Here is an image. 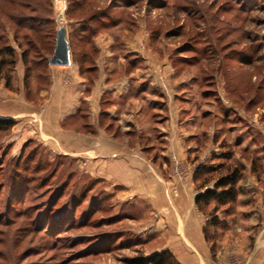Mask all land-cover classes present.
Here are the masks:
<instances>
[{
  "label": "rangeland",
  "instance_id": "rangeland-1",
  "mask_svg": "<svg viewBox=\"0 0 264 264\" xmlns=\"http://www.w3.org/2000/svg\"><path fill=\"white\" fill-rule=\"evenodd\" d=\"M248 1L87 0L69 16L71 0H53L57 29L74 35L73 66L59 68L37 57L38 65L25 64L2 10L11 7L0 0V35L16 53L10 82L0 78V118L16 123L0 134V264H128L163 251L181 264L166 248L169 237L156 231L158 209L142 193L134 196V173L147 169L149 180L168 181L173 171L184 185L193 179L196 200L214 188L199 189L202 170L221 163L244 174L236 204L216 212L217 228L209 225L214 209L203 213L195 204L213 263L249 264L256 256L251 264H264V0ZM105 12L112 26L94 36L93 54L76 27ZM76 101L78 110L60 117V107L69 111ZM175 106L178 114L171 113ZM15 111L21 115L11 117ZM101 132L128 148V170L109 165V155L91 161L52 143L53 136L84 140ZM181 137L182 145L171 144ZM174 184L171 198L180 195Z\"/></svg>",
  "mask_w": 264,
  "mask_h": 264
},
{
  "label": "trees",
  "instance_id": "trees-1",
  "mask_svg": "<svg viewBox=\"0 0 264 264\" xmlns=\"http://www.w3.org/2000/svg\"><path fill=\"white\" fill-rule=\"evenodd\" d=\"M9 3L10 9L5 10V16L10 23H13L16 28L15 39L19 40V46L22 49V59L27 65L36 66L38 62L43 65L48 66V59L53 55L56 36H57V25L54 16L53 0H5ZM256 1V0H255ZM251 0L248 1V4ZM88 7L87 0H71V6L69 7V16L75 15L77 12ZM1 10V9H0ZM112 8L110 6L106 11L111 12ZM200 14L199 10L195 12ZM89 16V15H88ZM83 18L79 20V24L76 27L79 32L76 33L78 37L84 36L81 39L83 46L89 47L93 54H96L95 47H93L94 36L103 30H107L112 25L109 22V14L105 13H94L90 17ZM1 21V19H0ZM2 27V23H0ZM80 28V29H79ZM75 30V31H76ZM79 33V34H78ZM91 35V36H90ZM67 38L70 44L71 58L73 59V40L74 35L67 32ZM80 38V37H79ZM5 38L0 35V78L7 79L8 82L11 80V73L16 65V53L13 47L4 44L3 40ZM79 41V44H81ZM209 43V42H208ZM81 44V45H82ZM73 56V57H72ZM35 57H37L35 59ZM92 54L85 52L83 55V61L86 64H92L89 67V72H95L94 60L92 59ZM253 58V57H252ZM247 62V61H246ZM30 69V68H29ZM82 73H88L87 68L81 69ZM15 121L11 118H0V134L10 131L15 126ZM230 156L226 158L229 160ZM9 163L6 164V167ZM63 166V165H61ZM53 168L51 162L45 165L43 168L45 171ZM72 168V167H71ZM42 168L37 167L34 172L41 173ZM203 171V172H202ZM201 172L205 174V179L203 183L200 184L199 189L204 190L208 185L213 183V189H206L205 192L200 194L196 200L195 204L197 208L203 212L207 213L211 208L214 209L213 221L209 223L213 228L220 226L218 218L215 216L219 208H230L233 207L238 198L239 185L243 179V169L236 164H225L221 163L218 167H209L203 169ZM56 172H54L51 177H55ZM202 178V177H200ZM3 189H1V192ZM0 192V193H1ZM26 193V191H25ZM63 195V193H60ZM20 194L14 192L12 198L9 200L17 198ZM48 226V223H47ZM208 237V236H207ZM128 264H179L174 260V256L169 251H163L162 253H157L151 257L145 258L144 256L137 257L128 261Z\"/></svg>",
  "mask_w": 264,
  "mask_h": 264
},
{
  "label": "crops",
  "instance_id": "crops-1",
  "mask_svg": "<svg viewBox=\"0 0 264 264\" xmlns=\"http://www.w3.org/2000/svg\"><path fill=\"white\" fill-rule=\"evenodd\" d=\"M71 66H73L72 58L70 67ZM59 70L57 72L58 74L62 72ZM55 86H57V84H54V90L56 89ZM59 89L60 87H57L56 91H59ZM62 90L64 91V89ZM64 94L65 92H63V96ZM122 95L124 94L120 93L115 95V97L119 98ZM93 98L94 93L86 99L85 104H91L92 106L94 103ZM69 99L70 98L66 100L67 103H69ZM70 102L73 103L71 99ZM97 103L98 102H95V104ZM96 107H99V103ZM66 108H68V106H64V109ZM177 108L178 107L175 106L173 109L174 111L171 110V113L173 112L178 114ZM60 110V117L62 114L66 117L72 116L71 114L78 110L77 101L69 111H62L61 107ZM119 110L120 109H114L113 112L116 113ZM29 112H33L34 114L36 113V111L31 110ZM50 112L51 109L46 111L42 117L45 116V118H47L46 115L50 114ZM56 113L59 115L57 109H53V115L51 114L49 116H53L54 119L57 120ZM24 114L25 112L22 113V115ZM20 115L21 111H15L10 116L19 117ZM124 123L126 124L125 126H127V123H130V121H124ZM56 125L57 123L53 121L52 126ZM181 135H183V132H181ZM69 137L71 138L69 139L66 137L67 139L64 138L61 140L54 138V136L51 138L53 139L52 143L56 142L57 144H62L64 152L71 154L72 157L77 156L84 159L89 158L91 161H93L95 159H100L109 155L111 156V159L109 158L110 160L108 161L109 165H113L114 167L117 166L125 170H128V168L131 167V163H134L128 160V154L130 153L128 148L111 140L103 132H101L97 137L86 138L84 140L79 137ZM182 142L183 139L181 137L180 142L178 140H173L171 141V144L173 146L179 143L182 145ZM174 150L176 149L174 148ZM118 154L120 155L118 156ZM144 171L145 172H143L142 175L134 173L135 177L133 178L137 181L132 184L133 189L131 188V190L133 191L135 197L136 195H139L140 197V193H142V197L151 204L152 208L154 207V209H158L159 215H161V226L157 228L156 231L160 232L164 239L169 237V242H167L166 248L169 249L177 258H179L181 264H215L213 263V258L210 255V250L212 248L210 249L209 245L205 242L203 234V225L205 223L204 216L200 215L199 213L196 214L197 211L195 209L194 180L191 179V181L189 180V182L184 185L183 179L172 171V173L168 174V181H164L160 178L159 181H152V179L149 180L148 178H150L153 171H148L147 169ZM173 182L175 183L174 186L179 189L180 195L177 198H171L169 196L168 189ZM171 208L174 210H171ZM249 220L250 224L252 225L260 221V219L256 220L255 218H250ZM261 222H263L262 225L264 230V219H261ZM253 229L254 227L250 228V234H252ZM262 237L264 238V231ZM253 260L250 261L249 264L254 262ZM256 262L257 261H255L253 264H256ZM258 262L261 261L258 260Z\"/></svg>",
  "mask_w": 264,
  "mask_h": 264
},
{
  "label": "water",
  "instance_id": "water-1",
  "mask_svg": "<svg viewBox=\"0 0 264 264\" xmlns=\"http://www.w3.org/2000/svg\"><path fill=\"white\" fill-rule=\"evenodd\" d=\"M48 61L50 66L69 67L71 65L70 44L64 26H61L57 31L54 53Z\"/></svg>",
  "mask_w": 264,
  "mask_h": 264
}]
</instances>
